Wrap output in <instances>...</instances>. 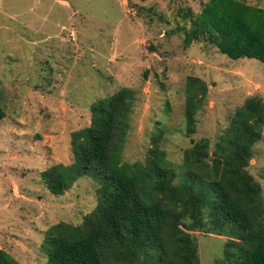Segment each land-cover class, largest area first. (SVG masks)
Returning a JSON list of instances; mask_svg holds the SVG:
<instances>
[{
  "label": "rangeland",
  "instance_id": "obj_1",
  "mask_svg": "<svg viewBox=\"0 0 264 264\" xmlns=\"http://www.w3.org/2000/svg\"><path fill=\"white\" fill-rule=\"evenodd\" d=\"M209 0H0V247L21 264H47L46 231L79 225L100 184L83 176L64 195L42 173L74 162L72 134L91 106L123 88L135 93L123 160L146 163L153 139L173 165L209 139L212 152L246 99L264 101V64L231 59L204 40L185 45L189 11ZM264 8V0H243ZM209 88L196 133H185L186 82ZM157 127L163 129L158 138ZM248 171L263 187L264 131ZM200 264L223 258L227 237L192 232Z\"/></svg>",
  "mask_w": 264,
  "mask_h": 264
},
{
  "label": "trees",
  "instance_id": "obj_2",
  "mask_svg": "<svg viewBox=\"0 0 264 264\" xmlns=\"http://www.w3.org/2000/svg\"><path fill=\"white\" fill-rule=\"evenodd\" d=\"M185 45L204 40L231 59L264 64V8L243 0H209L190 11ZM187 20V19H186ZM209 92L201 78L186 82L185 133H196L197 114ZM135 92L123 88L91 106V124L72 134L74 162L42 173L54 195H64L83 176L99 184L98 204L83 222H59L45 234L47 264H200L192 232L227 237L215 264H264L263 187L248 171L263 139L264 101L246 99L216 142L185 149L173 165L157 138L146 163L123 160ZM6 111L0 105V121ZM158 130V138L163 129ZM0 264H21L0 247Z\"/></svg>",
  "mask_w": 264,
  "mask_h": 264
}]
</instances>
